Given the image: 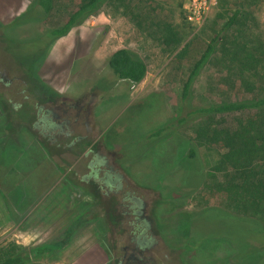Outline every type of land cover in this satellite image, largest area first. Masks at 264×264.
<instances>
[{
    "label": "rangeland",
    "instance_id": "obj_1",
    "mask_svg": "<svg viewBox=\"0 0 264 264\" xmlns=\"http://www.w3.org/2000/svg\"><path fill=\"white\" fill-rule=\"evenodd\" d=\"M33 1L0 0V246L28 249L26 264H129L133 252L140 264H264V233L230 215L219 186L231 172L216 170L224 149L206 132L246 114L179 124L190 70L217 38L191 105L264 96V0H213L200 22L192 0H118L63 37L50 32L80 0H54L50 15ZM120 49L147 64L142 83L107 67ZM236 54L259 63L242 70Z\"/></svg>",
    "mask_w": 264,
    "mask_h": 264
},
{
    "label": "trees",
    "instance_id": "obj_2",
    "mask_svg": "<svg viewBox=\"0 0 264 264\" xmlns=\"http://www.w3.org/2000/svg\"><path fill=\"white\" fill-rule=\"evenodd\" d=\"M115 1L118 0H80L77 9L69 15L65 24L52 30L50 35L53 37L67 35L73 28L98 14L105 5ZM53 8L54 0H34L30 5L32 11H40L45 15H50ZM235 20L236 15L226 24L225 29L232 27ZM167 33L170 34L168 41L175 45L180 42L173 27L168 26ZM217 41L218 38L208 45L190 70L182 93L185 116L179 120V124L202 117L212 120L219 115L246 114V117L237 122V126L234 128L211 130L212 128L209 126L206 131L209 134L207 140L209 143L223 146L224 149V154L221 156L216 170L231 172L230 175H226V184L219 186L220 190L225 192L227 198L233 202L237 215H230L256 221L259 232L264 233V96L205 107H193L190 103L194 85L216 53L215 44ZM238 56L241 60L238 58L236 60L243 66L242 70H253L254 66L259 63L255 56ZM106 64L117 80L128 82L131 85L142 83L148 75V66L145 61L129 49H120L114 52L108 57ZM165 130V128L161 129L152 136H160ZM195 157L196 151L192 149L189 158L195 159ZM224 213L229 214V212ZM255 250L254 253L263 259L264 250ZM28 258V249L20 245L13 243L8 246H0V264H26ZM262 261L260 259V264L263 263Z\"/></svg>",
    "mask_w": 264,
    "mask_h": 264
},
{
    "label": "built area",
    "instance_id": "obj_3",
    "mask_svg": "<svg viewBox=\"0 0 264 264\" xmlns=\"http://www.w3.org/2000/svg\"><path fill=\"white\" fill-rule=\"evenodd\" d=\"M213 4V0H192L190 20L200 22L204 19L206 11H208Z\"/></svg>",
    "mask_w": 264,
    "mask_h": 264
},
{
    "label": "flooded vegetation",
    "instance_id": "obj_4",
    "mask_svg": "<svg viewBox=\"0 0 264 264\" xmlns=\"http://www.w3.org/2000/svg\"><path fill=\"white\" fill-rule=\"evenodd\" d=\"M140 215H138L139 217ZM125 251H127V249H124ZM140 255H143L142 253H139V255H136V252H133L132 255L130 257H128V263L129 264H137V263H141L142 262V258ZM127 256L124 255V260ZM123 260V261H124ZM127 260V259H126Z\"/></svg>",
    "mask_w": 264,
    "mask_h": 264
}]
</instances>
